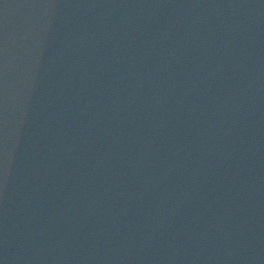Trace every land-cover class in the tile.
Instances as JSON below:
<instances>
[{"label": "water", "instance_id": "water-1", "mask_svg": "<svg viewBox=\"0 0 264 264\" xmlns=\"http://www.w3.org/2000/svg\"><path fill=\"white\" fill-rule=\"evenodd\" d=\"M0 264H264V0H0Z\"/></svg>", "mask_w": 264, "mask_h": 264}]
</instances>
